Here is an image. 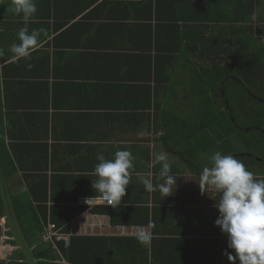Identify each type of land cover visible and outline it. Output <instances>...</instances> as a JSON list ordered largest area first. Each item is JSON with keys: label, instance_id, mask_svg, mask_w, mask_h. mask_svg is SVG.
<instances>
[{"label": "crops", "instance_id": "obj_1", "mask_svg": "<svg viewBox=\"0 0 264 264\" xmlns=\"http://www.w3.org/2000/svg\"><path fill=\"white\" fill-rule=\"evenodd\" d=\"M36 2L38 12L28 27L46 32L31 57L14 61L9 49L19 42L24 21L9 10L11 0H0V49L6 59L0 66L6 77L2 102L10 128L9 150L29 149L31 144L41 153L48 148L49 192L59 199L48 206L78 205L74 199L80 194L99 196L92 189L98 153L111 159L115 151L128 149L134 156L130 184L119 206H85L66 231L61 227L79 238L75 254L85 264H230L223 255L232 251L227 237L214 223L220 194L202 192L199 186L200 172L211 161L200 162L192 146L197 108L177 101L167 104L163 95L158 96L159 106L147 104L146 88L154 82L146 61L155 41L151 26L156 24L155 15L153 20L148 15L150 0ZM260 3L253 11L245 0H158V11L189 26L185 34L207 57L216 46L210 37H224L241 27L245 15L264 19V0ZM29 63L31 69L26 67ZM181 85L179 81L177 87ZM159 153H167L177 178L174 194L165 198L159 191H145L142 184L149 172L154 183L162 182L154 159ZM28 157L22 163L27 169L9 184L10 190L21 188L27 172L43 174L44 156ZM140 233L147 235L146 243L137 239ZM62 263L70 264L64 257Z\"/></svg>", "mask_w": 264, "mask_h": 264}, {"label": "trees", "instance_id": "obj_2", "mask_svg": "<svg viewBox=\"0 0 264 264\" xmlns=\"http://www.w3.org/2000/svg\"><path fill=\"white\" fill-rule=\"evenodd\" d=\"M245 1L253 11L259 4L261 5L260 0ZM149 5L151 6L148 11L149 18L153 20L155 15L156 24L151 26V34L154 32L155 41L151 43L149 63L146 61L154 82L153 86L146 88L147 104L154 102L159 106L162 102L158 101V96L161 95L167 104L174 101L179 104H193L198 115L197 125L193 126L192 146L193 149H197L200 162L205 158L210 159L209 156H204L207 152L221 151L242 160L254 175L264 176V102L259 101V99L264 101V24L257 23L264 22V19L259 16L256 21L245 15L241 19L245 24L241 27H233L224 37H210L209 40L216 46L210 47L212 43L208 42L210 49L214 50L209 51L211 56L205 57L200 55V44L191 42L185 34L189 26L184 22L181 26L180 18H169L158 11V0H150ZM136 13L138 14V11ZM186 41L189 42L187 48L184 47ZM201 41L199 38L198 43ZM189 52L191 57L196 58L195 60L188 58ZM4 62L6 59L2 55L0 66ZM137 64L138 62L134 63ZM181 73H188L190 77L187 80L180 79ZM4 75L0 67V163L8 184L13 183L19 173L27 169L22 165L23 159H29L28 156L34 159L38 158L37 155L44 156L40 158L44 175L27 172L28 174L22 176L21 188L10 190L25 237L34 247L39 264H63V257L70 264H85L74 252L78 237H72L68 247L60 242L54 248L52 244H43L40 241V235L49 222L66 231L71 221L85 210V206L79 204L48 206L49 202H57L59 199L53 191L52 195L49 192L50 181L46 173L49 156L47 147L44 153H41L40 148L34 144L27 145L30 146L29 149L15 151L11 146V151L9 150L7 137L10 128L8 121L5 120L2 102V84L4 86L6 78ZM179 81L182 82L180 88L177 87ZM8 83L6 81L5 86ZM15 95L14 93L12 96ZM157 116L158 114L155 118ZM12 136L15 137L11 133L10 137ZM80 195L74 199L75 202L79 203ZM3 218L5 213L0 201V220ZM2 235L3 230L0 226V243ZM7 235L12 237L10 232ZM8 243L16 246L13 240H9ZM23 261L22 254L14 251L6 259L0 260V264H26Z\"/></svg>", "mask_w": 264, "mask_h": 264}, {"label": "clouds", "instance_id": "obj_3", "mask_svg": "<svg viewBox=\"0 0 264 264\" xmlns=\"http://www.w3.org/2000/svg\"><path fill=\"white\" fill-rule=\"evenodd\" d=\"M8 8L15 15L22 16L24 21V26L17 33L19 42L10 45L12 59L19 61L29 58L40 46L41 36L46 32L43 28L30 30L28 27L37 15V2L11 0ZM2 55L4 50L0 49V56ZM26 67L31 69L32 64L29 63ZM154 159L155 163L160 164L158 180L162 182L154 183L151 178L153 174L149 172L142 179L145 191H159L164 198L173 195L177 178L171 172L167 153H159ZM96 160V179L92 181V189L99 196L86 198L85 202L88 204L90 199L98 198L111 207L119 206L130 184L131 170L134 167L133 153L128 149H120L108 159L101 152L97 154ZM210 161V166L204 167L200 172L199 186L202 192L210 189L220 194L219 201H215L219 215L214 223L227 237V248L232 250H225L223 255L230 264H264V179H256L244 162L232 154L215 151L210 156ZM148 167L151 169L153 163L149 162ZM137 239L142 243L148 241L144 233H140ZM8 242L9 240L7 245L11 247L10 255L17 250L12 251L15 246Z\"/></svg>", "mask_w": 264, "mask_h": 264}, {"label": "water", "instance_id": "obj_4", "mask_svg": "<svg viewBox=\"0 0 264 264\" xmlns=\"http://www.w3.org/2000/svg\"><path fill=\"white\" fill-rule=\"evenodd\" d=\"M222 95L225 93L222 90ZM259 99V97H256ZM260 102H264L259 99ZM0 201L3 204L5 219L9 227L10 233L12 235L13 241H15L16 246L12 248L13 250L19 251L24 257V263L26 264H39L38 258L35 256L34 247L29 244L25 234L23 232L22 226L18 219L17 213L14 208L12 195L10 192L8 181L5 177L3 167L0 163Z\"/></svg>", "mask_w": 264, "mask_h": 264}, {"label": "built area", "instance_id": "obj_5", "mask_svg": "<svg viewBox=\"0 0 264 264\" xmlns=\"http://www.w3.org/2000/svg\"><path fill=\"white\" fill-rule=\"evenodd\" d=\"M89 197H81L79 198V204L87 206L89 208H92L94 206L100 205V204H105V202L101 201L100 199H90L88 201V204L85 202V199ZM0 226L2 227L3 230V235H2V241L0 244V257L3 255H9L10 253V246L7 245V241L10 240L8 237L7 233L10 231L9 228L7 227L5 218L2 219V222H0ZM72 235L65 233L62 228H59L56 224L49 222L48 225L46 226L44 232L40 235V241L43 244H52L54 248L57 247V243L63 242L66 245H70ZM6 244V245H5ZM4 257L5 259L7 258Z\"/></svg>", "mask_w": 264, "mask_h": 264}, {"label": "rangeland", "instance_id": "obj_6", "mask_svg": "<svg viewBox=\"0 0 264 264\" xmlns=\"http://www.w3.org/2000/svg\"><path fill=\"white\" fill-rule=\"evenodd\" d=\"M207 159V158H206ZM210 160V159H209ZM1 222H2V220H1ZM1 239H2V237H1ZM2 241V240H1ZM1 244V243H0ZM6 245V244H5ZM4 257H6L7 255H3ZM0 257V260H3L4 259V257Z\"/></svg>", "mask_w": 264, "mask_h": 264}]
</instances>
